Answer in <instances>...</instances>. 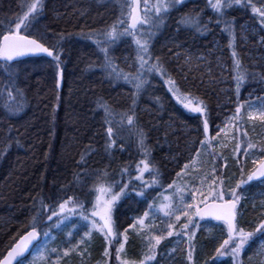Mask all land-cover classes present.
I'll use <instances>...</instances> for the list:
<instances>
[{"label": "trees", "instance_id": "16d2710c", "mask_svg": "<svg viewBox=\"0 0 264 264\" xmlns=\"http://www.w3.org/2000/svg\"><path fill=\"white\" fill-rule=\"evenodd\" d=\"M28 2L30 0H0V24H8L22 15V8L26 10ZM45 2L47 7L44 13L38 22H34L30 31L37 38L43 36L42 42L46 45L59 44L62 74L58 73L54 61L26 60L20 66L21 73L16 81L26 100L23 111L7 118L4 109L0 107V259L13 241L24 233L25 224L34 214L31 211L33 198L44 197L46 203L50 202L48 198L54 192L66 183L73 182L76 173L83 174L85 171L88 176L84 178L81 175V178L86 179L89 188L119 181V171L124 167H128L134 177L136 165L144 158L138 144L137 128L146 134L150 167L158 170V176L155 172H146L145 179L148 182L154 178L162 183L174 181L176 173L196 153L198 141L204 139L201 134L204 117L185 110L177 103L164 82L156 76L151 79V84L152 80L156 82L155 88L143 90L137 98L138 123L134 126H128L126 121L123 126L119 124L120 114L128 111L132 103L130 96L135 89L129 83H123V80L116 81L106 77L98 67V50L87 39V35L111 27L116 22L118 5L122 0ZM201 10L202 21L214 17V13L204 2L188 3L171 13L160 38L155 40L153 52L164 62L167 73L180 86L181 92L191 94L203 102L212 127L218 124L219 113L216 108L224 102V92L218 87V81L225 80L232 90L235 82L229 71L232 62L228 36L220 30L223 25H210L211 31L204 36L183 26L177 30V21L182 15ZM225 18L235 19L236 31L239 25H247L246 29H257L250 10L246 11L239 6L227 10ZM33 30H38L39 35H35ZM200 35L206 38L200 39ZM248 35L247 48L256 50V40ZM209 38L215 39L213 43H210ZM162 41L168 43V47L161 48ZM128 48L124 42H120L114 55V63L123 71L127 70L125 72L133 71L131 68L128 70L127 65L121 62L123 53H131ZM236 51L242 64L248 65L246 68L249 76L242 87L256 85L264 77V70L242 60L239 41ZM219 65L224 68L220 70ZM0 82V86L7 83L2 70ZM101 100L113 112V138L116 139V144L107 151L105 114L98 106ZM224 107L220 110H224ZM82 156L87 159L85 168H80L77 164ZM239 160L240 163H245L244 157H239ZM235 164L237 162H230L227 167L221 168L216 163L226 175L233 171L239 173V166ZM250 170L251 165H248L247 171ZM96 173L100 174L99 181ZM132 183L139 190L140 182L133 179ZM259 185L245 186L247 192L244 195L248 199L245 201L247 208L242 213L256 223L259 222L261 212L258 208L254 209L253 205L258 206L256 195L264 189V186ZM155 190L158 188H149L147 195ZM138 201L133 192L130 199L121 202L117 214L124 227L141 213ZM198 233L200 235L201 230ZM214 241L213 238H202L208 251L210 243ZM132 244L134 242L129 233L126 245L130 254ZM214 245L215 243L211 248L214 249ZM101 251L103 252L101 239L95 238V242L87 249L89 256L78 254L77 257H72L69 264H94ZM244 255L245 252L242 254L243 259ZM219 263L226 264V260Z\"/></svg>", "mask_w": 264, "mask_h": 264}, {"label": "snow or ice", "instance_id": "6c2138e0", "mask_svg": "<svg viewBox=\"0 0 264 264\" xmlns=\"http://www.w3.org/2000/svg\"><path fill=\"white\" fill-rule=\"evenodd\" d=\"M187 0H126L121 5L122 9L127 8V15L130 23L121 18L110 28L92 32L87 35V39L92 41L98 53L102 56L98 67L105 73L106 77L112 80H123L133 86L135 91L131 94L132 101L127 112L120 114L119 124L123 126L126 121L128 126L138 123L136 114L137 98L147 87H151L149 77L152 74L165 78L168 91L176 99L177 103L188 112L199 114L204 117L202 132L204 139L198 141L200 148L196 149V156L189 157V163H185L180 172L176 173L177 178L185 177L192 179V190L189 199L185 200L180 185L174 180L168 188H174L181 192V206L173 208L171 204H164L159 207V211L168 218L166 229L152 236L148 241L147 250L142 253V258L138 260L122 259L127 255L125 245L129 242V229L133 234L137 233V228L145 226L146 219L152 214L154 203H147L149 197L147 189L156 184L157 179L150 182L143 179L145 172H155L158 170L150 167V151L146 146V134L137 128L138 144L143 152V157L136 165V173L133 177L132 171L128 167L121 168L119 171L120 180L109 183L106 186L89 188L86 179L88 176L85 171L83 174L76 173L73 182L66 183L48 198L46 203L44 197L33 198L31 211L34 213L29 222L25 224V231L20 234L10 246L7 254L0 259V264H24L26 253H29L30 246L38 250L40 255L32 261L37 264V260L44 259L43 252L47 248V239H55L51 235L53 229L69 228L66 233L67 239L63 242L64 250L60 252L58 248L51 251L58 253V261L61 257H68L72 252L80 255H87V249L91 245L92 237L98 233L103 237L105 248L103 252V264H109L112 257L110 249L115 251V262L117 264H159L157 257L158 247L161 242L168 237L174 238L179 244H186L187 247L179 249L185 253L186 264H195L194 260V238L196 232L201 228V221L215 220L220 221L226 228V237L215 247V255L212 260L218 257H231L232 264H243L241 254L245 251L246 245L250 242L259 241L257 250L252 256L248 257L249 264H253L255 257H264V201L258 206L261 215L259 222L256 223L253 231H246L240 226L238 217L241 215L240 207L242 201L248 199L244 195L245 186H250L251 182L256 181L264 185V144L254 143L248 139V131L242 126L244 119L245 105H247V118L250 121L259 120L264 123V97H258L259 104L245 101L239 102V93L242 85L249 76L247 68L242 64L237 46V32L235 19H226V11L239 6L244 10H250L255 24L259 26L253 31H264V0H207L206 6L212 10L214 17L207 21H202L203 10L198 13H188L182 15L177 21V30L180 26L194 30L197 33L205 34L211 31L210 25H223L221 32L228 36V47L232 49V67L229 71L235 82V92L237 96L236 106L232 115L228 118L224 127L217 126L216 137L209 136V119L207 108L202 101H199L191 94L181 92L180 86L167 73L164 62L159 56L154 55L153 42L166 23L170 12L178 6H183ZM26 10L22 8V15H18L15 20L8 24H0V70L7 77V83L0 86V104L10 118L18 115L25 107V97L23 90L17 86V79L21 73L20 66L26 63L23 59L39 53H44L55 62V68L62 74L60 69L59 44L46 45L43 36L37 38L31 34L34 22H38L39 17L44 13L47 4L45 0H30L26 5ZM143 12V15H141ZM127 24V26H124ZM243 30V25H241ZM122 37H131L132 44L135 46V57L129 65L134 71L125 72L115 63L110 55V48L114 46ZM259 43L264 46V35H259ZM130 57H125L127 62ZM254 75V74H253ZM154 78V77H153ZM264 79V77H262ZM2 83V82H0ZM6 93V99H5ZM98 106L104 110V123L106 127L105 150L111 149L116 144L114 139L113 112L106 102H98ZM230 129H234L232 139L235 141L233 152L239 166L240 178L235 181L234 186L231 178L220 171L216 165L217 158L227 159L215 153L213 140L220 137L221 133L227 134ZM201 150H206L205 154L211 156L210 171L203 173L202 177L192 178L190 173L197 164V158L201 156ZM255 150V151H253ZM245 158V163H240L239 157ZM250 159L251 170L247 171V161ZM201 163H204L201 161ZM78 167L85 168L87 159L84 156L77 162ZM220 167H227L226 164ZM247 171V174H246ZM106 176L107 173L105 172ZM97 181L100 174L96 173ZM125 177L128 179L125 180ZM140 182L139 190L133 185L132 181ZM199 179L197 186L196 180ZM207 185V187H205ZM78 186V190H77ZM118 189V190H117ZM135 196L147 203V210L142 215L132 218L128 227H124L120 222L119 207L121 202ZM99 193V194H97ZM169 200V197H165ZM139 202V201H138ZM183 217V220H182ZM70 226V227H69ZM121 229H123L121 231ZM78 237V239H77ZM178 248L172 251L175 253ZM57 261V264H58Z\"/></svg>", "mask_w": 264, "mask_h": 264}, {"label": "rangeland", "instance_id": "374dc122", "mask_svg": "<svg viewBox=\"0 0 264 264\" xmlns=\"http://www.w3.org/2000/svg\"><path fill=\"white\" fill-rule=\"evenodd\" d=\"M130 2V0H128ZM150 3H155V0H149ZM194 2H204L207 3V0H187V2L183 5L185 6L188 3H194ZM126 0H122V3L120 2L118 5V16L116 18V24L119 19L123 18L127 23H129V17L127 15V8L121 7V5L125 4ZM183 6H178L176 9H173L171 13L178 11L180 8ZM141 8L143 9V0H141ZM211 12L212 10L208 8ZM213 13V12H212ZM169 14V15H170ZM141 15H143V12H141ZM167 21V19H166ZM255 22V21H254ZM165 25L161 26L160 31L158 32L155 40L162 34L163 29L165 28ZM124 26H127L125 24ZM258 26V25H257ZM247 25H243V30L241 29V25L237 27V42L239 41V48L244 50L242 52V60L245 62H250L252 65L256 66L257 68H261L264 70V46H262L259 43V36H257L260 33H263L264 31H259L257 34V31H253L252 29H246ZM259 27V26H258ZM110 28V27H109ZM35 35H39L38 30H33ZM248 36H253L254 39L256 40L257 44V49H252V48H247L248 44ZM160 38V37H159ZM155 40L153 42V45L155 44ZM120 42H124L126 46H129L128 49L131 50V53L126 52L125 54L123 53L121 56V62H124L123 64L127 65L128 70L130 69L129 65L132 63V59L135 57V46L132 44V38L131 37H122L114 46L110 48V55L114 58L115 51L118 49ZM161 48H166L168 47V43L165 41L161 42ZM159 48V50H162ZM230 50V60L231 59V53L232 49L229 48ZM130 55V56H129ZM130 57L129 61H125V57ZM98 60L102 59V56L98 54L97 57ZM122 66V64H120ZM248 65H245L247 67ZM220 70L224 68V66L219 65ZM132 69V68H131ZM127 71V70H125ZM134 71V70H133ZM222 75V73H220ZM156 76L155 74H152L149 79L151 82V79ZM161 79L162 82H164L165 79H162L159 76H156ZM122 81V80H121ZM124 83V81H122ZM122 83V84H123ZM155 83L152 80V86L147 87L144 89L145 91L147 90H152L155 88ZM165 84V82H164ZM226 84V81L223 79H220L217 83L218 87L220 89H223L224 92V102L222 105L216 108L218 114L217 120L218 124L215 126H212L209 128V136L211 137H216V133L218 131L217 126L224 127V124L228 120V118L232 115L234 112L235 106H236V101H237V96L235 92V83L233 85V90L230 88L228 82ZM166 87L168 88V85L165 84ZM221 92V94H223ZM234 97V98H233ZM258 97H264V79H262L260 82H257L256 85L252 87H242L241 91L239 93V102L244 103L245 101L250 102H255L257 105L259 104V101L257 100ZM233 98V99H232ZM225 106V107H224ZM221 107H224V110H220ZM221 112H220V111ZM247 105H245V109L242 110L244 111V119L241 122L242 126L248 131V139H251L254 143L259 144H264V123L260 122L259 120L256 121H250L247 118ZM234 129H230L227 134L221 133L220 137H217L215 140H213V145H214V151L215 153L219 154V156L226 157L227 159H220L217 158L216 163L218 162L220 166L226 164L228 165L230 162H236V156L233 152L234 148V143L232 139V133ZM198 149L200 148V145H198ZM206 150H201V156L197 158V164L195 168L191 170V177L196 178V177H202L203 173L209 172L210 171V163L212 157L208 156L205 154ZM255 151V150H253ZM196 153H194L191 157H195ZM240 157H243L242 155ZM203 161L204 163H201ZM189 163V161H188ZM237 166V164H235ZM251 165L250 159L247 161V166ZM224 168V167H221ZM145 174L143 175V179H145ZM137 175V173H135ZM227 175H230L231 177V182L234 186V183L236 180L240 178V174L237 172H228ZM158 181V180H157ZM175 181L177 182L178 185H180L184 199L187 200L190 197V193L193 187L192 184V179L181 177V178H175ZM173 182V181H172ZM170 182V183H172ZM151 183V182H150ZM170 183H162V182H157L156 184H153L152 187H155L158 190H155L153 193L148 194V201L147 203H154V208L152 210V214L148 219H146L145 226L143 228H137V233L138 234H133L132 230L129 229V233L132 236L134 244L131 245V254L129 253L128 249L129 247L125 245L126 253L127 255L122 256V259H128V260H138L142 258V253L147 250L148 246V241L149 239L158 234L161 230L166 229V224L168 221V218L164 216V213L159 211V207L164 204H171L173 208L180 207L181 206V192L177 191L174 188H168V185ZM197 186L199 185V179L196 180ZM106 186V185H104ZM264 186V185H259ZM207 187V185H205ZM148 191V189H147ZM245 192H247L245 190ZM99 194V193H97ZM245 194V193H244ZM165 197H169V200H165ZM139 199L140 203V209L142 210L139 215H142L145 210H147V203L141 200V198L137 197ZM257 200H259L256 204H260L262 201H264V189L259 191L258 194L256 195ZM242 207L239 210L241 215L238 217V220H240V226L244 227L246 231H253L256 225V222H252L249 218L244 217L242 213L246 210L247 208V203L245 201L242 203ZM183 220V217H182ZM131 223V222H130ZM202 223V221L200 222ZM129 226V225H128ZM127 226V227H128ZM70 227V226H69ZM69 230V228H62V229H53L51 235L55 237V239L51 238H46L47 239V248L44 250L43 255L44 259L42 260H37V264H57L58 261V253H54L51 251L52 248H58L60 252L64 250V244L63 242L67 239L66 233ZM201 230V233L199 235L198 231ZM196 232V237L194 238V260L195 264H220L219 262L222 260H226V264H232V259L231 257H218L215 261L212 260V257L215 255V248H211L213 244L215 243L214 247H217L220 242H222V239L227 238L226 237V228L223 225V223H210L209 225H202L201 228ZM199 237L201 239H199ZM95 238L101 239V242L103 244V252L105 248V243L104 239L102 236H100L98 233L94 234L92 237V242H95ZM202 238H213L215 241L210 243L211 247L210 250H206L205 244L202 242ZM78 239V237H77ZM259 241L255 240L250 242V246L246 245L245 248V255L244 259L242 258L241 254V260L243 264H249L248 257L252 256L253 253L257 250ZM186 244H179L178 242L172 238L168 237L167 239L163 240L161 244L158 247V257L157 260L159 264H186V259H185V253L179 249L186 248ZM178 248V250L173 253V249ZM112 252V257L111 260L109 261V264H117L115 262V251L114 249H110ZM102 252V251H101ZM103 252L100 254L98 257V261L94 264H103ZM211 252V253H210ZM78 252H72L68 257H61L59 258L58 264H69L72 257L75 258L78 256ZM40 255V252L38 250L33 249L31 252L30 256L24 260V264H32V261L36 259L37 256ZM89 256V254H88ZM253 264H264V257L257 256L255 257Z\"/></svg>", "mask_w": 264, "mask_h": 264}, {"label": "water", "instance_id": "95a60500", "mask_svg": "<svg viewBox=\"0 0 264 264\" xmlns=\"http://www.w3.org/2000/svg\"><path fill=\"white\" fill-rule=\"evenodd\" d=\"M39 58H43V59H46V60H52L51 57H48V56H47L46 54H44V53H39V54H36V55H32V56H29V57H25V58H23V59H24V60H28V59H39ZM254 183H258V182H256V181L251 182V184H254ZM205 221H207V222H219V223H222V222H220V221H215V220H205ZM8 250H10V248H9ZM8 250H7V251H8ZM32 250H33V248L30 246V251H29V253H26L24 259H26V258L31 254ZM7 251H6V253L4 254V256L7 254ZM2 258H3V257H2ZM2 258H1V259H2ZM13 264H15V262H13Z\"/></svg>", "mask_w": 264, "mask_h": 264}, {"label": "flooded vegetation", "instance_id": "af4514ba", "mask_svg": "<svg viewBox=\"0 0 264 264\" xmlns=\"http://www.w3.org/2000/svg\"><path fill=\"white\" fill-rule=\"evenodd\" d=\"M251 20V19H250ZM252 21V20H251ZM250 23H252V22H250ZM256 26V28L258 29L259 27L257 26V25H255ZM259 35H263V33H260V34H258L257 36H259ZM203 36H204V34H203ZM200 37V39H205L204 37H201V35L199 36ZM210 39V38H209ZM209 39H207V42H208V40ZM227 40H228V38H227ZM210 41V43H213V40L212 39H210L209 40ZM205 43H207L206 41H204Z\"/></svg>", "mask_w": 264, "mask_h": 264}, {"label": "bare ground", "instance_id": "6f19581e", "mask_svg": "<svg viewBox=\"0 0 264 264\" xmlns=\"http://www.w3.org/2000/svg\"><path fill=\"white\" fill-rule=\"evenodd\" d=\"M213 38H215V37H213ZM213 38H211V39L214 41L215 39H213ZM243 51H244V50H242V52H243ZM120 55H121V53H120ZM120 55H119V56H120Z\"/></svg>", "mask_w": 264, "mask_h": 264}]
</instances>
